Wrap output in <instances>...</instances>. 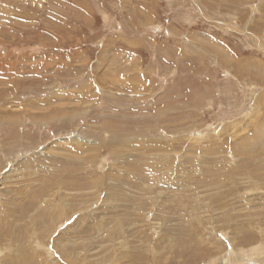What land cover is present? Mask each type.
<instances>
[{
	"label": "rangeland",
	"instance_id": "1",
	"mask_svg": "<svg viewBox=\"0 0 264 264\" xmlns=\"http://www.w3.org/2000/svg\"><path fill=\"white\" fill-rule=\"evenodd\" d=\"M0 264H264V0H0Z\"/></svg>",
	"mask_w": 264,
	"mask_h": 264
}]
</instances>
